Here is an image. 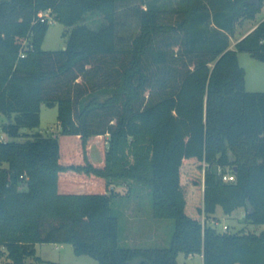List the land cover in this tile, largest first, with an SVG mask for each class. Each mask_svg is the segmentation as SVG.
<instances>
[{"label":"trees","instance_id":"16d2710c","mask_svg":"<svg viewBox=\"0 0 264 264\" xmlns=\"http://www.w3.org/2000/svg\"><path fill=\"white\" fill-rule=\"evenodd\" d=\"M263 4L0 0V129L11 139L0 142V264H59L36 254L43 243L98 264H264V92L246 91L238 62H264V19L230 48ZM53 21L65 47L44 50ZM42 104L57 107L58 133L19 141ZM124 185L147 188L153 217L174 221L167 248L119 246L112 199ZM217 207L263 229L219 232L206 224Z\"/></svg>","mask_w":264,"mask_h":264},{"label":"rangeland","instance_id":"374dc122","mask_svg":"<svg viewBox=\"0 0 264 264\" xmlns=\"http://www.w3.org/2000/svg\"><path fill=\"white\" fill-rule=\"evenodd\" d=\"M264 18V5L257 13L255 21H245V27H249L256 21ZM64 26L58 22L50 23L46 33L42 48L44 50L63 49L66 38L63 37ZM246 28L244 24L237 26L234 35L231 37V44L238 40ZM239 65L245 72V89L248 92H264V62L257 60L247 52H238ZM5 122V117L0 116V126ZM28 136L18 138L19 141L33 139V134L41 133L44 136L56 135L59 131L57 123V107L41 105L38 126L32 129H23ZM11 139L0 129V142ZM67 143L66 145L70 144ZM72 147V146H71ZM129 190V191H128ZM118 195L112 199V214L118 218V244L122 248H167L170 244L174 231V221L172 219H155L153 217L152 197L149 190L140 185H124L117 188ZM137 211L138 220L143 221L146 227H142L140 238L131 236V223L133 221L132 212ZM143 223V224H144ZM206 224L212 225L219 232L225 231L223 226H227L229 232L244 230L247 232H259L261 226L248 224L244 219L242 208L235 210L231 214H225L220 207H217L215 214L206 219ZM144 231V233H143ZM147 234V235H146ZM37 255L44 261L59 264H98L97 260L88 255H77L73 252L70 244L43 243L38 245ZM178 264H203L199 254L186 256L179 254Z\"/></svg>","mask_w":264,"mask_h":264},{"label":"crops","instance_id":"0c3cea01","mask_svg":"<svg viewBox=\"0 0 264 264\" xmlns=\"http://www.w3.org/2000/svg\"><path fill=\"white\" fill-rule=\"evenodd\" d=\"M264 5V4H263ZM256 18V17H255ZM264 18L260 19L259 21H256L254 24L250 25L249 27H245V21L242 23V25L244 24V28H246V30L244 31V33L238 38V40H240L241 38H243L246 34H248L250 31H252L253 28H255V26L260 22L262 21ZM249 21H255V19L253 20H249ZM231 40V38H230ZM234 41L232 44H231V41H230V48H233L235 43L238 41ZM65 47V45L63 46V48ZM102 137L101 136H97L93 139L92 142H90L89 146H88V154H89V158L91 160V162L93 163H100L102 162L103 160V157H102V154L101 152L99 151V143L101 141ZM119 187V186H118ZM118 187H115V190L117 191V188ZM103 191V190H101ZM119 192V191H118ZM137 211H133L131 214L133 217V221L131 223V236L133 238H140L141 236H143L144 234H142V227H146L145 223L143 221L140 222V220H138V216H137ZM144 223V224H143ZM144 233V231H143ZM147 235V234H146ZM38 245L37 244L35 246V249H36V254L38 253ZM62 245V244H61ZM200 257L202 258V256L200 255Z\"/></svg>","mask_w":264,"mask_h":264},{"label":"built area","instance_id":"2783aa9c","mask_svg":"<svg viewBox=\"0 0 264 264\" xmlns=\"http://www.w3.org/2000/svg\"><path fill=\"white\" fill-rule=\"evenodd\" d=\"M47 16H48V14L45 13V16L44 17H47ZM41 21H43V19H41ZM30 48H31V45H29L26 41H24V43H23V49H30ZM24 55H25V53L22 52L21 53V57H24ZM222 179L225 182H233L235 180V177L231 173H226V174H223L222 175ZM223 229L226 230L227 229V226H223Z\"/></svg>","mask_w":264,"mask_h":264},{"label":"water","instance_id":"95a60500","mask_svg":"<svg viewBox=\"0 0 264 264\" xmlns=\"http://www.w3.org/2000/svg\"><path fill=\"white\" fill-rule=\"evenodd\" d=\"M247 3L250 4V5H254L257 8H259L260 7L261 0H247Z\"/></svg>","mask_w":264,"mask_h":264}]
</instances>
